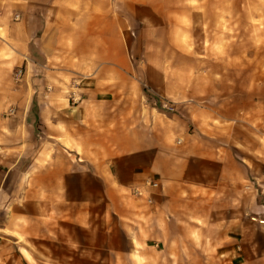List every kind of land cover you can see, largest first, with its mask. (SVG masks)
<instances>
[{
	"label": "crops",
	"instance_id": "1",
	"mask_svg": "<svg viewBox=\"0 0 264 264\" xmlns=\"http://www.w3.org/2000/svg\"><path fill=\"white\" fill-rule=\"evenodd\" d=\"M58 1L64 8H73L64 12L76 15V20L69 21L73 27L65 21L62 28L74 31L73 44L84 60L93 62L127 61L124 55L101 51L103 47H122L125 51L131 44L133 37L128 31L132 23L128 19L133 13L145 31L141 42L144 46L172 45L169 35L178 27L177 16L184 11L189 12L192 31L201 30L195 34L197 46L205 45L207 32L215 28L207 19L215 10L205 0H197V6L195 0H49L48 4ZM38 13L35 29L41 31L48 28L49 18L44 20ZM25 35L29 46L26 53L37 65L29 73L33 96L26 105L19 100L15 114L8 119L10 135L4 138L9 140L0 142V264H41L35 251L38 247L53 254L71 252L69 241H65L70 238L69 232L64 235V228L69 230L73 222L84 230L87 205L106 201L86 197L89 181L97 182L102 189L103 178L96 168L87 171L80 161L103 157L110 159L109 174L115 167L116 177L110 175L111 183L134 189L143 186L147 179L159 182V187L148 193L153 201L148 203L145 197L134 199L132 206L136 208L129 214L133 220L143 222L133 227L132 238L136 231L142 239L147 236L140 252L147 255V264H264V197L254 185L247 187L245 183L246 172L254 173L258 168L255 161L249 167L241 156L242 161L231 160V165L225 166V158L217 153L224 146L201 134L179 136L176 144L180 146L176 145V156H171L167 155L165 134L145 139L144 133L122 132L118 128L122 124L118 110L125 104L117 94L125 91H119L117 85L103 86L100 69L94 71L96 80H87L89 75L80 76L71 91H61L51 80L55 71L42 68L46 53L39 33ZM224 42L227 47L232 45L229 40ZM235 44L240 46V41ZM158 60L165 61L166 57ZM162 82L164 75L159 72L155 88ZM73 92L79 97L76 103L71 100ZM63 96L67 101L58 102ZM192 101L189 104L193 107ZM207 110L210 111L204 106L190 118L211 114ZM190 127L184 123L181 135L189 133ZM117 142L124 152L119 153L117 146L112 150L111 145ZM105 148L107 155L103 154ZM179 152L180 160L176 159ZM224 152L230 156L228 149ZM70 154L76 163L71 164ZM199 159L207 165L202 180H198ZM75 190L81 197H71ZM57 224L61 225V235L54 228ZM49 225L52 233L60 237L53 241L61 245V251L40 242L43 238L50 240ZM13 231L29 236L34 256L28 258L19 241L7 237ZM75 249L76 264H80V259H85V243H78Z\"/></svg>",
	"mask_w": 264,
	"mask_h": 264
},
{
	"label": "rangeland",
	"instance_id": "2",
	"mask_svg": "<svg viewBox=\"0 0 264 264\" xmlns=\"http://www.w3.org/2000/svg\"><path fill=\"white\" fill-rule=\"evenodd\" d=\"M205 1L215 10L214 15H207L208 21L213 23L215 28L207 32L205 45L195 44L197 30L192 31L189 12L184 11L177 16L178 27L169 35L172 37V45L144 46L141 42L145 40L142 38L145 31L141 30V23L136 20L138 15L133 13L132 20L128 19L132 23L128 31L133 37L131 44L126 46L125 51L122 47H103L104 50L101 51L103 54H117L118 57L124 55L127 61L93 62L89 58L84 60V56L73 44L74 31L62 28L65 21L66 25L74 26L69 21L76 20V15L64 12L65 9L73 8L62 7L61 1L49 5V0H0V142L9 140L4 138L5 135H10L8 119L13 114L9 113V109L18 108L19 100H22V105H26L33 96L29 73L37 64L29 59V46L24 38L29 32L39 33L42 48L46 53L42 68L55 71L51 80L61 91H71L74 80L79 81L80 76L89 75L87 80H96L98 77L94 74L97 71H94L100 69L103 72L100 81L103 86L108 88L117 85L119 91H125L117 94L118 100L125 104L122 110H118V121L122 123L118 128L122 132L129 134L134 131L138 135L144 133L145 139L157 133L165 134L167 155L171 156H176V150L180 146L176 144V139L179 136L187 138L189 134H201L210 137L224 146V149L217 151L218 155L225 158L223 165H231V160L242 161L241 156L245 158L247 166H252L253 161L257 163L256 172H246L245 183L247 187L254 185L255 191L262 195L260 184L264 174V0ZM199 3L195 0V6ZM37 11L44 20L49 18L48 28L44 27L41 31L35 29ZM197 32L200 33L201 30ZM124 34L126 36L125 31ZM223 40L224 43L229 40L232 45H223ZM238 41L240 46L233 45ZM233 48L236 49L234 52ZM33 54L35 58L39 57L36 51ZM159 57H166V60L160 61ZM19 68H23L24 74L22 80L16 82L15 74ZM159 72L163 73L164 82L155 88ZM115 73L117 74L114 75ZM152 87L156 89L155 92ZM64 96L59 97L57 101H67ZM190 100H193L191 104L194 108L189 104ZM204 106L210 109L207 111L211 114L190 118ZM184 123L191 124L190 132L181 135ZM113 144L112 150L117 146L119 153L125 151L119 142ZM227 149L230 156L224 154ZM71 154V164L76 163L75 156ZM103 154H108L106 148ZM181 155L179 152L176 159L180 160ZM93 160L96 161L95 164ZM202 160H197L200 168L198 180H202L201 174L206 172L207 165ZM80 163L86 166V170L92 171L96 168L103 178L102 189L97 182L89 181L86 197L106 199L107 202L102 200L97 205H87L84 230L73 222H70L69 230L64 228L63 234L69 232L70 236L65 239L69 241V254H53L49 250L42 251L41 247L36 248V256L41 264H62V260L68 261V264H76L78 255L75 248L78 243H85V259H80V264H147V255L140 253L143 244L147 243V236L142 239L136 231L133 232L132 238L133 227H138L142 221L136 218L133 220L129 215L132 208H136L132 206L133 200L143 197L136 195L132 187L110 182V175L116 177V171L113 167L111 174L108 173V167L111 166L109 158H83ZM214 168L218 169L216 162ZM79 196L81 197V194L76 190L74 195L71 194V197ZM57 225L54 228L61 235V225ZM49 226L50 240L43 238L40 242L48 243L57 251H61V245L53 241V238L60 237L52 233V226ZM43 233L45 234V231ZM18 234L20 233L13 231L6 235L18 240L24 254L31 258L34 255L29 248L33 245L29 236L25 233Z\"/></svg>",
	"mask_w": 264,
	"mask_h": 264
},
{
	"label": "built area",
	"instance_id": "3",
	"mask_svg": "<svg viewBox=\"0 0 264 264\" xmlns=\"http://www.w3.org/2000/svg\"><path fill=\"white\" fill-rule=\"evenodd\" d=\"M23 74H24L23 68L17 69L16 74H15L16 82H19V81L22 80ZM71 100L74 103L79 101V97H78V95L75 92H73L71 94ZM15 112H16V109L14 107H11L9 109V113L10 114H15ZM158 187H159V182L158 181H156L154 179H147L143 186L136 187V188L133 189V191H134V193L136 195L145 197L146 200L148 201V203H151L153 201V199L148 193H150L151 191L156 190ZM260 188H261L262 195L264 197V174H263V178H262V183L260 184ZM253 219H255V218H253Z\"/></svg>",
	"mask_w": 264,
	"mask_h": 264
}]
</instances>
